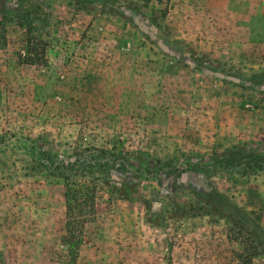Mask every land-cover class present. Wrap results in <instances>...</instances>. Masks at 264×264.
Here are the masks:
<instances>
[{
	"label": "rangeland",
	"instance_id": "374dc122",
	"mask_svg": "<svg viewBox=\"0 0 264 264\" xmlns=\"http://www.w3.org/2000/svg\"><path fill=\"white\" fill-rule=\"evenodd\" d=\"M133 4L0 0V264H264V0H170L159 26ZM78 146L150 175L99 184L75 247L37 164Z\"/></svg>",
	"mask_w": 264,
	"mask_h": 264
},
{
	"label": "trees",
	"instance_id": "16d2710c",
	"mask_svg": "<svg viewBox=\"0 0 264 264\" xmlns=\"http://www.w3.org/2000/svg\"><path fill=\"white\" fill-rule=\"evenodd\" d=\"M132 1V0H131ZM170 0H141V4H133L130 12L150 8L159 12V16L152 14L151 21L158 25L168 14V7L155 10L156 5L162 6ZM128 12V14H130ZM150 17V16H149ZM153 19V20H152ZM21 60L27 65H43L46 63V45L27 34L26 50ZM38 139H31V148ZM163 164V169L174 172L176 168L170 165L172 160ZM47 176L63 182V199L65 203V229L73 245L78 247L83 241L84 229L96 215V199L99 184L109 187L113 183V190L121 199H129L140 186L143 177H149L147 168L134 170L128 152L117 147L105 148L94 146H78L68 155L42 152L37 164ZM249 264V263H248Z\"/></svg>",
	"mask_w": 264,
	"mask_h": 264
}]
</instances>
